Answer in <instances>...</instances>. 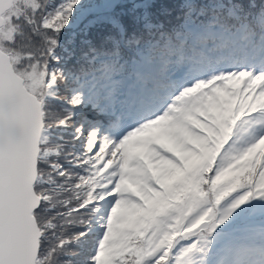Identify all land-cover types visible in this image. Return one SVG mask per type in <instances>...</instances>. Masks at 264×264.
Masks as SVG:
<instances>
[{
  "label": "snow or ice",
  "instance_id": "obj_1",
  "mask_svg": "<svg viewBox=\"0 0 264 264\" xmlns=\"http://www.w3.org/2000/svg\"><path fill=\"white\" fill-rule=\"evenodd\" d=\"M0 264H264V0H0Z\"/></svg>",
  "mask_w": 264,
  "mask_h": 264
},
{
  "label": "trees",
  "instance_id": "obj_2",
  "mask_svg": "<svg viewBox=\"0 0 264 264\" xmlns=\"http://www.w3.org/2000/svg\"><path fill=\"white\" fill-rule=\"evenodd\" d=\"M88 2L93 4V10H100L104 7V0H88ZM153 11L156 13H159V7H157L156 9H153ZM158 19L162 23L167 24L169 17L158 15ZM94 35L97 37V39H99V35H100L99 33H96L94 31ZM207 39H208L207 37H200V36H195V35L190 36L188 38V48H190V52H192L193 54H196L197 52H194V48L198 46L199 43H205ZM210 39H212L217 44V46H221L222 44L227 43V42H231L232 44L236 43L234 38L230 36L220 35V34L211 36ZM157 54L158 53L154 51H145L141 53V60L139 62H134V65L131 71L132 72L134 71L135 73H143L145 75L152 73V69L148 67V64L153 63V66L156 65L152 60L157 57ZM142 55L145 56V58H143ZM82 71L84 72L85 76L91 75L96 78H100L101 76H104L106 74L104 70L99 66L98 63L90 64L88 62H85L82 67Z\"/></svg>",
  "mask_w": 264,
  "mask_h": 264
},
{
  "label": "rangeland",
  "instance_id": "obj_3",
  "mask_svg": "<svg viewBox=\"0 0 264 264\" xmlns=\"http://www.w3.org/2000/svg\"><path fill=\"white\" fill-rule=\"evenodd\" d=\"M156 61V60H154ZM158 70V66L155 68L154 73ZM115 76V75H113ZM86 85L85 87L90 88V89H96V90H103L106 88H109L111 86H113V84L116 83V81L112 78H108V79H96L94 77L89 79V76L86 77ZM63 87V85H62ZM64 93H62L63 95ZM85 118L88 120H96L99 119L100 123L103 124V119L102 117H100L99 114H97L92 108H87L85 109ZM253 259H258V257H252Z\"/></svg>",
  "mask_w": 264,
  "mask_h": 264
}]
</instances>
